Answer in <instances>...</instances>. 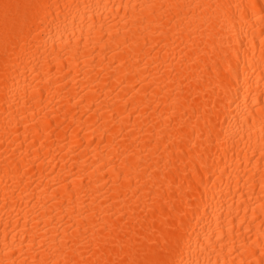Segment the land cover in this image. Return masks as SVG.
<instances>
[{
    "label": "bare ground",
    "instance_id": "obj_1",
    "mask_svg": "<svg viewBox=\"0 0 264 264\" xmlns=\"http://www.w3.org/2000/svg\"><path fill=\"white\" fill-rule=\"evenodd\" d=\"M0 264H264V0H0Z\"/></svg>",
    "mask_w": 264,
    "mask_h": 264
}]
</instances>
